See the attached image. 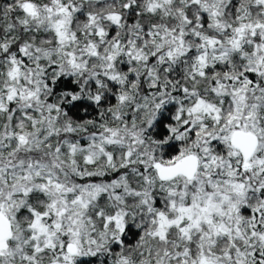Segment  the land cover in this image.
<instances>
[{
    "label": "snow or ice",
    "instance_id": "snow-or-ice-1",
    "mask_svg": "<svg viewBox=\"0 0 264 264\" xmlns=\"http://www.w3.org/2000/svg\"><path fill=\"white\" fill-rule=\"evenodd\" d=\"M0 264H264V0H0Z\"/></svg>",
    "mask_w": 264,
    "mask_h": 264
}]
</instances>
